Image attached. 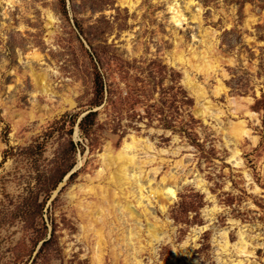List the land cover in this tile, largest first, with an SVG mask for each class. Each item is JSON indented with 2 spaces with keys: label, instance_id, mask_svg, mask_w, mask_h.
I'll list each match as a JSON object with an SVG mask.
<instances>
[{
  "label": "rangeland",
  "instance_id": "rangeland-1",
  "mask_svg": "<svg viewBox=\"0 0 264 264\" xmlns=\"http://www.w3.org/2000/svg\"><path fill=\"white\" fill-rule=\"evenodd\" d=\"M136 260L264 264V0H0V264Z\"/></svg>",
  "mask_w": 264,
  "mask_h": 264
},
{
  "label": "bare ground",
  "instance_id": "bare-ground-1",
  "mask_svg": "<svg viewBox=\"0 0 264 264\" xmlns=\"http://www.w3.org/2000/svg\"><path fill=\"white\" fill-rule=\"evenodd\" d=\"M178 12L176 13V15L172 16L173 19L178 20V18L176 17V16H180V14ZM205 67H208V63L205 65ZM40 82H42V77L40 79ZM187 82L190 84V86L192 87V89L194 90V92L198 96L200 92L196 88V85L192 84V82L189 80V78H187ZM42 85H43V83H42ZM231 131H232V135H234V136L235 135L241 136L245 132H247V130L244 128V125L241 122L233 125V127L231 128ZM136 145H137V140L132 136L131 141H129V142L125 141L123 143L122 147L116 153H112L111 150H109V149H107L106 152L101 153L100 158H101V163L103 164V168H101L99 171H102V169H103V171L108 170V171H106V173L108 174L107 175L108 182H115V183H117V186H120V185L123 186L125 184H131L132 182L134 184L136 183V185L138 187L137 189L139 190V193L141 194L142 193L141 190L143 189V185L137 182L136 174H129V171H128L129 166L135 167L136 159H135V155L128 153L126 151V149H128V151L130 152V150H132V148H135ZM147 147L150 148L151 146L147 145ZM133 170H134V168H133ZM163 182H164V185L162 184L163 185L162 188H160L159 190L156 188L152 189L151 192L153 194H156V195L161 196V197H163L164 193H168L170 196L173 197V195L175 193V190L172 188V186L174 184L173 179L163 178ZM100 189L103 190V186H100ZM91 190L93 192H95V190L92 189V186L90 185L86 191H91ZM99 193L106 200H108V199H109V201L113 200L112 204H114L115 206H119V207L121 206L122 209H124L126 212H131V213L134 212L133 208L131 207L132 205L130 202L127 201L128 203H123V199H120L116 195L110 197V195H107L106 193H101V192H99ZM92 207H93L92 204H90V206L87 207V211H88L87 213L89 214V212L93 211L94 212L93 214L97 215V218H98V215H100L104 212L103 207L96 206L94 209H92ZM93 214H91V215H93ZM95 215L93 217H95ZM130 216L133 217L132 214ZM92 221L95 222L96 220L92 219ZM160 231H162V228L160 227L159 224H156V223L151 224L150 223L149 225H147V235H148L149 240L159 239ZM132 237H133L132 233H130V238H132ZM240 243H242V242L240 241ZM244 247H245V244L243 243L238 247L237 251L244 252ZM95 258H97L98 263H100L99 256H96ZM135 264H140V262L138 260H136ZM170 264H172V263H170ZM236 264H242V262L239 260L238 262L236 261Z\"/></svg>",
  "mask_w": 264,
  "mask_h": 264
}]
</instances>
